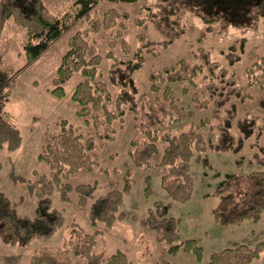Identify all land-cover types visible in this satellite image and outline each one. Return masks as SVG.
I'll return each mask as SVG.
<instances>
[{
    "label": "trees",
    "instance_id": "trees-1",
    "mask_svg": "<svg viewBox=\"0 0 264 264\" xmlns=\"http://www.w3.org/2000/svg\"><path fill=\"white\" fill-rule=\"evenodd\" d=\"M99 1L73 0L71 8L58 17L49 12L44 0H0V32L8 19L23 28L26 34L23 49L30 61L76 20L89 16L90 10ZM145 8L150 23L164 38V45H169L185 32L184 23L178 19L182 11H190L202 21L218 23L222 28H251L256 26L259 19L264 18V0H155L152 4H146ZM128 20L127 11L110 7L102 13L101 18L89 17L88 28L75 31L69 36L67 49L60 58L52 78L53 86L49 91L56 97H63L64 83L73 73L80 72L82 78L76 82L71 98L77 105L76 114L92 127L93 133L83 136L76 132L72 123L65 118L60 119L57 132L49 133L38 158L49 164L50 173L33 171L35 205L32 215L19 213L13 199L0 190V239L4 243L24 247L35 236L51 237L64 224L62 210L55 207L52 201L54 186L58 184L64 191H75L78 205L88 206L89 222L93 227L100 222L111 227L115 220L130 216L155 231V239L163 242L169 253L182 249L192 252L198 259L201 258L202 246L198 240L193 237L182 238L179 231L180 218L167 213L171 201L155 199L148 206L146 215L138 217L120 209L124 192L131 187L128 177H124L122 188L110 187L101 195H95L96 183L72 185L65 180L82 168L91 169L96 161L90 156V151L105 141L112 140L118 130L115 122L117 121L118 127L121 128L127 110H136L139 88L134 72L142 67L143 58L137 51L134 52L136 58H121L114 50L115 46H119L121 51H131L130 41L124 36ZM146 20L147 17H139L136 23L144 24ZM101 26L113 28L107 37L109 49L106 55L114 61L107 69L106 80L96 79L102 56L86 38L90 30L97 31ZM242 48L229 45L227 52L221 51L227 65L235 64L239 59L237 51L242 52ZM194 56L198 61L180 57L173 63L149 69L147 80L149 89L157 100V106L148 109L145 115L147 123L143 125H156L162 121L171 125L192 118L194 110L184 109L181 96L171 84L186 83L196 87L198 75L207 80L210 93L201 95L193 90L191 101L195 109H206L212 105V115L218 117V122L212 124L209 118H202L197 125L191 123L179 132L158 133L147 127L144 130L146 139L140 143L134 139L131 141L130 154L137 166L159 167L161 186L169 199L184 202L192 195L193 177L190 173V162L193 158L209 165L206 155L208 150L239 154L245 141L257 133L258 150H255L253 159L257 161L259 168L227 174L223 184L211 193L214 197L211 213L216 222L227 226L239 224L243 220L255 222L264 211V116L260 118L258 114L249 112L239 114L238 100L244 93H240L235 87V76L230 75L228 67L223 66L219 60L212 59L210 52L203 47H199ZM252 66L253 69L248 67L246 70L251 76L249 82L264 84V54ZM13 75L14 72L9 67L0 63V151L16 149L22 139L18 127L4 112L14 85ZM110 85L115 87L114 96ZM186 90L187 88H184L183 92ZM233 93L237 94L236 99L232 98ZM257 103L264 109V94L258 96ZM204 126L215 128L216 135H203L197 127ZM158 140L164 143L161 151ZM255 143L254 141L252 144ZM244 159L245 155H238L239 162ZM247 159L251 161L250 157ZM1 166L0 160V168ZM243 180L245 184L241 183ZM146 183L145 191L149 193V175H146ZM100 232V229L87 232L72 221L68 224L67 237L61 245H43L35 248L27 264H73L71 252L85 259L86 264H127V254L122 250L118 249L110 254L93 250L96 236ZM261 256H264V240L254 244L234 241L211 252L206 264H249Z\"/></svg>",
    "mask_w": 264,
    "mask_h": 264
},
{
    "label": "rangeland",
    "instance_id": "rangeland-1",
    "mask_svg": "<svg viewBox=\"0 0 264 264\" xmlns=\"http://www.w3.org/2000/svg\"><path fill=\"white\" fill-rule=\"evenodd\" d=\"M155 0H137L135 2H114L100 0L91 10L89 16L76 20L67 30L52 41L48 47L37 57L28 60L23 49L25 30L17 26L13 20L8 19L0 32V63L9 67L14 72V85L11 89L4 112L7 118L15 124L21 134V142L14 150H1L0 160V190L13 199L17 211L24 215H32L35 205L33 194V171L49 174V164L38 158L39 151L44 147L51 132L59 130V121L62 118L72 123L76 132L83 136L93 133L92 127L85 123L82 117L76 114V103L71 98L72 90L78 80L82 78L80 72L73 73L64 83L65 94L56 97L50 93L53 86L52 78L55 75L57 65L62 54L67 49L69 36L75 31H82L89 27V17L98 16L110 8L115 7L119 11L129 13L128 27L124 31L125 38L130 41L129 53L115 46L118 57L136 58L134 52L141 53L142 67L134 72L139 88L136 97V110H127L124 115L123 125L118 127L112 140H107L90 151V156L96 161L91 169L82 168L68 177L66 181L72 185L78 183H96L95 195L105 193L110 187L122 188L124 177H128L131 187L124 192L123 204L120 209L129 215L135 214L143 217L147 213L152 201L159 199L171 201L167 209L169 215L179 217V231L182 238H196L202 246L201 258L189 251L182 249L169 253L163 242L155 239L156 232L141 225L139 221L130 216L121 220H115L111 227L98 223L93 227L89 222L88 206L78 205L74 190L64 191L55 184L52 193V201L55 207L62 210L65 221L49 238L35 236L27 246L10 245L0 239V264H27L32 251L43 245L57 246L63 243L67 237L68 224L72 221L79 224L87 232L100 229L96 236V244L93 250L110 254L116 250H122L127 254V264H206L211 252L227 246L233 225H223L215 221L211 207L214 197L211 193L220 187L227 174L241 173L259 168L254 160V152L257 149L256 135L245 141L239 154L246 159L239 162L238 155L229 151L208 150L209 165L194 158L190 162V173L193 177V190L191 197L184 202L172 201L161 186V169L155 166H137L134 164L130 150L131 141L142 142L147 138L144 130L150 127L158 133L165 131L179 132L187 128L191 123L197 125L200 119L209 118L212 124L218 122V117L212 115L211 106L206 109H195L190 95L193 90L197 93L209 95L207 80L201 75L197 76L198 87L186 83L171 84L172 88L181 96V104L184 109L192 108L194 116L180 123L167 125L165 121L156 125L146 124V113L152 106H157V100L149 89L147 73L151 67H162L173 63L180 57H186L194 61V54L199 47L210 52L212 59L228 67L229 74L236 78V88L244 93L238 100V113L249 112L264 116V109L257 103L258 96L264 94V84L250 81L247 68L253 69V63L264 54V18L259 19L255 27L240 28L228 26L222 28L218 23H208L190 11H182L178 15L180 22L185 25L182 36L169 45H164V38L155 30L147 16L146 4H152ZM44 3L55 16H61L67 12L73 0H44ZM139 17H147L144 24L136 23ZM113 28L101 26L97 31L90 30L86 38L93 43L101 53V61L98 66L96 79H107V69L114 59L107 57L109 49L107 37ZM229 45L243 47L238 50L239 59L233 66L227 65V61L221 51H226ZM140 47V48H139ZM249 79V80H248ZM249 82V83H248ZM187 88V92L184 91ZM112 95H115V87L110 85ZM237 94L232 95L236 99ZM224 110H221L223 114ZM12 115V116H11ZM262 123V122H260ZM203 135H216L215 128L207 126L197 127ZM234 131L237 133L236 128ZM258 138V136H257ZM134 139V140H133ZM264 140V135L262 136ZM256 142L254 145L253 142ZM164 143L158 140L161 151ZM203 155V154H202ZM250 157L251 161L247 159ZM264 169V167H262ZM146 175H149L151 191L146 193ZM241 181V183H243ZM245 184V182H244ZM236 188V187H235ZM264 212V211H263ZM264 240V232L260 235ZM229 245V244H228ZM70 247V246H69ZM71 249V247H70ZM73 264H86L85 259L75 256L71 252Z\"/></svg>",
    "mask_w": 264,
    "mask_h": 264
},
{
    "label": "crops",
    "instance_id": "crops-1",
    "mask_svg": "<svg viewBox=\"0 0 264 264\" xmlns=\"http://www.w3.org/2000/svg\"><path fill=\"white\" fill-rule=\"evenodd\" d=\"M233 226L234 229L230 235L233 240H228L229 245L234 241L254 244L260 241V235L264 232V212H262L260 218L255 222L243 220L239 224H233ZM249 264H264V256L253 259Z\"/></svg>",
    "mask_w": 264,
    "mask_h": 264
}]
</instances>
